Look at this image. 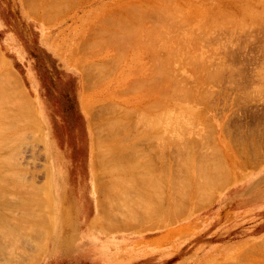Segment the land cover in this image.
I'll return each mask as SVG.
<instances>
[{
	"label": "rangeland",
	"instance_id": "rangeland-1",
	"mask_svg": "<svg viewBox=\"0 0 264 264\" xmlns=\"http://www.w3.org/2000/svg\"><path fill=\"white\" fill-rule=\"evenodd\" d=\"M161 2L0 0V264H264V0Z\"/></svg>",
	"mask_w": 264,
	"mask_h": 264
},
{
	"label": "bare ground",
	"instance_id": "bare-ground-1",
	"mask_svg": "<svg viewBox=\"0 0 264 264\" xmlns=\"http://www.w3.org/2000/svg\"><path fill=\"white\" fill-rule=\"evenodd\" d=\"M27 1H30V0H27ZM36 1H38V0H36ZM36 1L34 0V3H35ZM52 1H53V0H52ZM75 1H76V0H75ZM56 2H57V1H56ZM56 2H55V3H56ZM162 2H163V0H162ZM162 2H161V3H162ZM26 3H27V2H25V4H26ZM34 3H33V4L28 3V4L32 7V5H35V6H36V4H37V3H35V4H34ZM165 3H166V2H165ZM44 4H45V3H44ZM44 4H43V5H44ZM56 4H57V3H56ZM167 4H168V3H167ZM67 5H68V4H67ZM30 6H29V7H30ZM37 6H38V5H37ZM37 6H36V7H37ZM52 6H54V5H52ZM131 6H132V5H131ZM135 7H136V6H135ZM176 7H177V6H176ZM176 7H175V8H176ZM62 8H63V7H62ZM126 9H127V8H126ZM150 9H151V7H150ZM160 9H164V8H161V7H160L159 10H160ZM165 9L168 10V8H165ZM177 9H178V8H177ZM247 9H248V8H247ZM31 10H33V9H31ZM37 10H38V8H37ZM63 10H64V9H63ZM167 10H166V11H167ZM179 10H180V8H179ZM60 11H61V10H60ZM128 11H129V10H128ZM160 11H161V10H160ZM171 11H172V10H171ZM180 11H181V10H180ZM254 11H255V9H254ZM257 11H258V10H257ZM32 12H33V11H32ZM32 12H31V14H32ZM57 12H58V11H57ZM132 12H133V11H132ZM145 12H146V11H145ZM169 12H170V11H169ZM260 12H261V11H260ZM260 12H259L258 14H261ZM36 13H37V12H36ZM164 13H165V12H164ZM126 14H127V13H126ZM139 14H140V13H139ZM258 14H257V15H258ZM32 15H33V14H32ZM59 15H60V13H59ZM261 15H262V14H261ZM42 16H43V15H42ZM44 16H45V15H44ZM172 16H173V15H172ZM252 16H254V14H253ZM134 17H135V16H134ZM149 18H150V16H149ZM257 18H258V17H257ZM44 19H45V18H44ZM137 19H138V18H137ZM145 19H146V18H145ZM157 19H158V18H157ZM229 19H230V18H229ZM251 19H252V18H251ZM48 20H49V19H48ZM121 20H122V19H121ZM147 20H148V19H147ZM159 20H160V19H159ZM166 20H167V19H166ZM179 20H180V19H177V20H174V21H179ZM50 21H51V20H50ZM112 21H113V20H112ZM152 21H153V20H152ZM155 21H156V20H155ZM157 21H158V20H157ZM172 21H173V20H172ZM233 21H234V20H233ZM181 22H183V21H181ZM181 22H180V23H181ZM161 23L163 24V23H165V22H161ZM174 23H175V22H174ZM180 23H179V24H180ZM222 23H223V22H222ZM237 23H238V22H237ZM155 24H156V23H155ZM162 24H161V25H162ZM169 24H170V23H169ZM223 24H224V23H223ZM163 25H164V24H163ZM172 25H173V24H172ZM172 25H171V26H172ZM250 25H251V24H250ZM158 26H159V25H158ZM181 26H182V25H181ZM219 26H220V25H219ZM240 26H241V25H240ZM243 26H245V25H243ZM247 26H248V25H247ZM247 26H246V27H247ZM102 27H103V26H102ZM152 27H153V26H152ZM162 27H163V26H162ZM246 27H244V28H246ZM248 27H249V26H248ZM109 28H110V27H109ZM175 28H176V27H175ZM183 28H184V27H183ZM185 28H186V27H185ZM242 28H243V27H242ZM105 29H106V28H105ZM166 29H168V28L166 27ZM186 29H187V28H186ZM93 30H94V29H93ZM112 30H113V29H112ZM170 30H171V29H170ZM234 30H235V29H234ZM131 31H132V30H131ZM159 31H161V30H159ZM128 32H129V31H128ZM161 32H162V31H161ZM175 32H176V31H175ZM234 32H235V31H234ZM96 33H97V32H96ZM101 33H103V32H101ZM112 33H113V32H112ZM130 33H132V32H130ZM130 33H129V34H130ZM187 33H188V32H187ZM195 33H196V32H195ZM97 34H98V33H97ZM97 34H96V35H97ZM127 34H128V33H127ZM147 34H148V33H147ZM149 34H150V33H149ZM149 34H148V35H149ZM168 34H169V33H168ZM178 34H179V33H178ZM99 35H101V34L99 33ZM148 35H147V36H148ZM86 36H87V35H86ZM116 36H117V35H116ZM116 36L113 37V38L115 39V42H113V41L111 40V36H110L109 40H111L112 43H116V46H117V45L119 46V43L116 42V38H115ZM147 36H145V37H147ZM211 36H212V35H211ZM156 37H157V36H155V39H156ZM167 37H168V36H167ZM192 37H193V36H192ZM203 37H204V36H203ZM207 37H208V36H207ZM90 38H91V37H90ZM149 38H150V37H149ZM151 38H152V37H151ZM177 38H178V37H177ZM179 38H180V37H179ZM182 38H183V37H182ZM107 39H108V38H107ZM107 39H106V40H107ZM163 39H164V38H163ZM163 39H162V40H163ZM166 39H168V38H166ZM207 39H208V38H207ZM109 40H108V42H109ZM147 40H149V39H147ZM160 40H161V38H160ZM162 40H161V41H162ZM186 40H187V39H186ZM206 41H207V40H206ZM96 42L100 43L99 40L96 41ZM174 42H175V41H174ZM177 42H178V41H177ZM88 43H89V42H88ZM98 43H97V44H98ZM160 43H161V42H160ZM162 43H163V42H162ZM109 44H110V42H109ZM153 44H154V43H153ZM174 44H175V43H174ZM87 45H89V44H87ZM98 45H99V44H98ZM110 45H112V44H110ZM122 45H123V44H121V47H122ZM171 45H172V44H171ZM210 45H211V44H210ZM85 46H86V43H85ZM99 46H100V45H99ZM139 46H140V45H139ZM161 46H162V45H161ZM167 46H169V45H167ZM201 46H202V45H201ZM205 46L207 47L208 45H205ZM87 47H88V46H87ZM92 47H93V46H92ZM109 47H110V46H109ZM111 47H112V46H111ZM174 47H175V46H174ZM153 48H154V47H153ZM170 48H172V47L170 46ZM193 48H194V46H193ZM197 48H198V47H197ZM83 49H84V48H83ZM116 49H117V48H116ZM81 50H82V49H81ZM88 50H89V48H88ZM160 50H161V49H160ZM83 51H84V50H83ZM83 51H81V52H83ZM86 51H87V50H86ZM121 51H122V50H121ZM158 51H159V50H158ZM176 51H177V50H176ZM207 51H208V50H207ZM207 51H205V52H207ZM122 52H123V51H122ZM122 52H121V53H122ZM177 52H178V51H177ZM181 52H182V51H181ZM193 52H194V51H193ZM209 52H210V51H209ZM212 52H213V51H212ZM114 53H115V52H114ZM117 53H118V52H117ZM121 53H120V54H121ZM189 53H190V52H189ZM198 53H199V52H198ZM88 54H89V53H88ZM93 54H94V53H93ZM123 54H125V53H123ZM123 54H122V58H123V56H124ZM165 55H166V54H165ZM191 55H192V54H191ZM181 58H182V57H181ZM192 58H193V57H192ZM197 59H198V58H197ZM208 61H210V60H208ZM216 61H217V60H216ZM107 62H108V61H107ZM210 62H211V61H210ZM110 64H111V63H110ZM152 64H153V63H152ZM186 64H188V63H186ZM99 65H100V64H99ZM180 65H181V64H180ZM207 65H209V64H207ZM207 65H206V66H207ZM216 65H217V64H216ZM220 65H221V64H220ZM220 65L218 64V66H220ZM176 66H177V65H176ZM178 66H179V65H178ZM209 66H210V65H209ZM214 66H215V65H214ZM218 66H217V67H218ZM98 67H99V66H96L97 69H98ZM150 67H153V66H150ZM217 67L215 66L216 69H217ZM220 67H221V66H220ZM86 68H87V67H86ZM102 68H103V67H102ZM102 68H101L100 71H102ZM188 68H189V67H188ZM152 69H153V68H152ZM152 69L150 68V69H148V70H152ZM202 69H203V65H202ZM206 69H208V67H207ZM206 69H205V70H206ZM210 69H211V68H210ZM216 69H215V70H216ZM221 69H222V68H221ZM234 69H235V68H234ZM154 70H155V69H154ZM154 70H152L153 73H154ZM195 70H196V69H195ZM215 70H214V71H215ZM83 71H84V70H83ZM83 71H82V72H83ZM94 71H96V69H94ZM94 71H93V72H94ZM100 71H99V72H100ZM104 71H105V70H104ZM156 71H157V70H156ZM193 71H194V69H193ZM206 71H207V70H206ZM210 71H211V70H210ZM212 71H213V70H212ZM263 71H264V69H263ZM99 72H97V73H99ZM110 72H111V71H110ZM135 72H136V71H135ZM135 72H134V73H135ZM159 72H160V71H158V74H159ZM161 72H163V71H161ZM89 73H90V72H89ZM97 73H96V74H97ZM151 73H152V72H151ZM151 73H150V74H151ZM165 73H166V72H165ZM195 73H196V71H195ZM208 73H209V71H208ZM210 73H211V72H210ZM215 73H217V71H215ZM218 73H220V69H219V72H218ZM218 73H217V78H218L219 75H221V74H218ZM154 74H155V73H154ZM163 74H164V72H163ZM169 74H170V73H168V76H169ZM230 74H231V73H230ZM6 75H7V74H6ZM6 75H4V76L8 78L9 76H6ZM11 75H12V74H11ZM84 75H85V74H84ZM87 75H88V74H86L85 76H87ZM101 75H102V74H101ZM107 75H108V74H107ZM148 75H149V74H148ZM148 75H145V76H148ZM171 75H172V74H171ZM171 75H170V76H171ZM213 75H214V74H213ZM237 75H238V74H237ZM154 76H158V75H154ZM198 76H199V75H198ZM209 76H210V75H209ZM104 77H105V76H104ZM152 77H153V76H152ZM152 77H151V78H152ZM173 77H174V76H173ZM210 77H211V76H210ZM210 77H209V78H210ZM215 77H216V76H215ZM219 77H220V76H219ZM11 78H12V76L10 77V81H12V79H13V78H12V79H11ZM86 78H87V77H86ZM142 78H143V77H142ZM142 78H141V79H142ZM151 78H150V79L147 78L148 81L144 80V82H143V80H142V81H139V82L137 81V82L139 83V85H140L141 83H143L142 85H140V86H141L140 88L142 89V88L144 87L145 89H147V86H146L147 84H146V82H147L148 84L152 83V82H151V81H152ZM156 78H157V77H156ZM209 78H208V79H209ZM217 78H215V79H217ZM5 79H6V78H5ZM5 79H4V80H5ZM82 79H83V77H82ZM88 79H89V78H88ZM103 79H104V78H103ZM136 79H137V78H136ZM158 79H159V76H158ZM187 79H188V78H187ZM7 80H9V78H8ZM7 80H5V81H7ZM86 80H87V79H86ZM86 80H85V81H86ZM137 80H138V79H137ZM154 80L157 81V79H155V77H154ZM210 80H211V79H210ZM212 80H213V79H212ZM10 81H9V83H7L8 85L10 84V85L8 86V88H9L11 85H15V84H11ZM100 81H101V80H100ZM156 81H155V84H154V88H155V89H156V86H155V85H157ZM173 81H175V79H174ZM173 81L171 80L172 83H174ZM180 81H181V80H180ZM86 82H87V81H86ZM86 82H85V83H86ZM89 82H90V81H89ZM98 82H99V81H98ZM140 82H141V83H140ZM166 82H169V79H168V81H166ZM182 82H184V81H182ZM185 82H186V81H185ZM203 82H204V81H203ZM13 83H15V82H13ZM138 83H137V84H138ZM153 83H154V81H153ZM163 83H164V82H163ZM134 84H135V83H134ZM145 84H146V85H145ZM0 85H2V83H1ZM17 85H18V84H17ZM17 85H16V88H18ZM130 85H132V84H130ZM143 85H144V86H143ZM152 85H153V84H151L150 86L153 88ZM158 85H159V83H158ZM158 85H157V87H158ZM161 85H162V84H161ZM171 85H173V84H171ZM171 85H170V86H171ZM176 85L178 86L177 83H176ZM180 85H182V84H180ZM231 85H232V84H231ZM132 86H133V85H132ZM145 86H146V87H145ZM177 86H176V87H177ZM201 86H203V85H201ZM135 87H136V86H135ZM135 87H134V88H135ZM168 87H169V86H168ZM178 87H179V86H178ZM3 88H7V86L5 87V84H4V85H3ZM11 88H15V87H12V86H11L10 89H11ZM138 88H139V87H138ZM152 88H151V89H152ZM166 88H167V87H166ZM181 88H184V90H185V87H181ZM155 89H153V90L155 91ZM162 89H164V88H162ZM162 89H160V91H162ZM187 89L189 90V87H188ZM187 89H186V93L189 92V91H187ZM191 89H192V88H191ZM0 90H2V89L0 88ZM4 90H5V89H4ZM8 90H9V89H8ZM13 90H14V89H13ZM193 90H194V89H193ZM145 91H148V90H145ZM150 91H151V90L149 89L148 92H150ZM181 91H182V90H181ZM190 91H191V90H190ZM16 92H17V91H16ZM192 92H193V91H192ZM3 93H4V92H3ZM3 93H1V94H3ZM150 93H154V92H150ZM189 93H191V92H189ZM4 94H5V93H4ZM144 94H146V93H144ZM156 94H158V93H156ZM159 94H160V93H159ZM191 94H192V93H191ZM202 94H203V97H202V98H204V95H206V94H204V93H202ZM210 94H211V93L208 91L207 95H209V97H207V98H211V97H212V94H211V95H210ZM14 95H15V94H14ZM14 95H13V96H14ZM20 95L22 96L23 94L20 93ZM20 95H18V96H20ZM147 95H149V94H147ZM147 95H146V96H147ZM152 95H153V94H152ZM179 95H180V94H179ZM2 96H3V97H2ZM6 96H7V95H6ZM13 96H12V97H13ZM18 96H17V97H18ZM144 96H145V95H144ZM144 96H143V97H144ZM149 96H150V95H149ZM176 96H177V95H176ZM180 96H181V95H180ZM183 96H184V95H183ZM183 96H182V97H183ZM210 96H211V97H210ZM214 96H215V95H214ZM0 97H1V98H4L5 96H4V95H0ZM159 97H161V95H159ZM166 97H167V96H166ZM166 97H164V98H166ZM13 98H14V97H13ZM18 98H19V97H18ZM151 98H152V97H151ZM169 98H170V97H169ZM183 98H184V97H183ZM186 98H188V96H186ZM186 98H185V99H186ZM198 98H201V97L198 96ZM4 99H8V98L5 97ZM4 99H2L3 102H4ZM23 99H24V95H23V98L21 99V101H22ZM25 99H26V98H25ZM155 99H157V97H156ZM167 99H168V98H167ZM170 99H171V98H170ZM181 99H182V98H181ZM144 100H145V99H144ZM158 100H159V98H158ZM168 100H169V99H168ZM174 100H176V99H174ZM9 101H10V100H7V102H9ZM15 101H18V100L15 99ZM25 101H26V100H25ZM27 101H28V100H27ZM147 101H148V100H147ZM147 101H146V102H147ZM172 101H173V99H172ZM185 101H186V100H185ZM199 101L201 102L200 99H199ZM202 101H204V100H202ZM148 102H149V101H148ZM152 102H153V101H152ZM182 102H183V101H182ZM195 102H196V101H195ZM215 102H216V101H215ZM11 103H12V102H11ZM15 103H16V102H15ZM22 103H23V102H22ZM26 103H28V102H26ZM154 103H155V102H154ZM157 103H158V101H157ZM203 103H204V102H203ZM12 104H13V103H12ZM148 104H149V103H148ZM6 105H7V104H6ZM8 105H9V103H8ZM16 105H17V104H16ZM16 105L13 104V106H16ZM20 105H21V104H20ZM23 105H24V104H23ZM23 105H22V106H23ZM28 105H29V103H28ZM152 105H153V104H152ZM199 105H200V103H199ZM13 106H12V107H13ZM22 106H21V107H22ZM29 106H30V105H29ZM86 106H87V105H86ZM115 106H116V105H115ZM155 106H156V108H157V105H156V104H155ZM210 106H212V105H210ZM18 107H19V105L16 106V108H18ZM27 107H28V106H27ZM160 107H161V105H158V108H160ZM206 107H207V106H206ZM6 108H7V107H6ZM113 108H114V106H113ZM120 108H121V107H120ZM22 109H23V108H22ZM151 109H152V108H151ZM154 109H155V108H153L152 110H154ZM208 109H210V108L208 107ZM25 110H26V109H25ZM88 110H89V108H88ZM138 110H139V109H138ZM140 110H141V109H140ZM204 110H205V109H204ZM118 111H119V110H118ZM126 111H129V110L126 109ZM130 111H131V110H130ZM130 111H129V112H130ZM141 111H142V110H141ZM141 111H140V112H141ZM167 111H168V110H167ZM198 111H199V110H198ZM2 112H3V111H2ZM87 112H88V111H87ZM138 112H139V111H138ZM140 112H139L138 116L140 115V116H142L143 118H141L140 116H139V117H140L141 119H140V118H139V119L137 118V119H138V120H137L136 118H134V119H136V123H135V124H137V125H140L139 122H142V123H143V122H144L146 119H148V117H149V116H147V118H146V117H145L146 114H143L144 112L147 113L146 111H144V112L141 113V114H143L144 116L141 115ZM10 113H11V112H10ZM13 113H14V112H13ZM134 113H136V112L134 111ZM158 113H159V112H158ZM160 113L162 114L163 112H160ZM160 113H159V114H160ZM15 114H16V113H15ZM98 114H99V113H98ZM121 114H122V113H121ZM164 114H165V113H163L162 116H163ZM0 115H1V114H0ZM5 115H6V113H5ZM166 115H167V114H166ZM138 116H137V117H138ZM156 116L158 117L157 120H160V119H159V115L156 114ZM167 116H168V115H167ZM1 117H2V116H1ZM3 117H4V116H3ZM125 117H126V115H125ZM135 117H136V116H135ZM144 117H145L146 119H144ZM154 117H155V116H154ZM23 118H24V117H23ZM89 118H90V117H89ZM155 118H156V117H155ZM161 118H162V117H161ZM194 118H195V117H194ZM200 118H201V117H200ZM24 119H25V118H24ZM118 119H119V118H118ZM125 119H127V118H125ZM125 119H124V120H125ZM142 119H144V121H141ZM152 119H153V117H151V119H149V121H147V122H150V120H152ZM164 119H165V117H164ZM171 119H174V118H171ZM19 120H20V119H19ZM25 120H26V119H25ZM115 120H117V118H116V119L114 118V121H115ZM155 120H156V119H155ZM157 120L155 121V123L157 122ZM185 120H186V119H185ZM12 121H13V120H12ZM20 121H21V120H20ZM120 121H121V119L119 120V122H120ZM127 121H128V120H127ZM127 121H126V122H127ZM137 121H138V122H137ZM180 121H181V120H180ZM6 122H7V121H6ZM8 122H9V120H8ZM17 122H18V121H17ZM17 122H16V123H17ZM109 122H111V121L109 120ZM109 122H107V123H109ZM128 122L130 123V120H129ZM163 122L165 123L164 120H163ZM173 122H174V120H173ZM26 123H27V122H26ZM112 123H113V121H112ZM114 123H116L115 125L119 124V123H118V120H117V122H114ZM155 123H153V124L155 125ZM158 123H160V122H158ZM158 123H156L157 126L160 125V124H158ZM178 123L181 124L182 122H181V123L178 122ZM6 124H7V123H6ZM13 124H14V123H13ZM120 124H123V123L120 122ZM124 124L126 125L125 122H124ZM162 124H163V123H162ZM168 124H169V123H168ZM19 125H20V124H19ZM109 125H110V128H109ZM109 125L107 126L108 128L106 127V128L108 129V131L100 128V131H101V130H104V132H105V136L108 135L107 137H109V135H114L116 132L120 131L119 128H124V127H125V125H124V127L120 126V127L118 128V130H117V129H116L117 126H115V125H111V123H110ZM141 125H142V124H141ZM154 125H153V126H154ZM16 126H17V125H16ZM105 126H106V124H105ZM113 126L116 127V128H114ZM118 126H119V125H118ZM157 126H156V128H157ZM160 126H161V125H160ZM170 126H171V123H170ZM184 126H185V125H184ZM3 127H4V126H3ZM6 127H9V126L7 125ZM111 127H113V128H111ZM132 127H135V129H136L137 126L135 125V126H132ZM162 127H163V126H162ZM180 127H182V124L179 125V128H178V129H180ZM185 127H186V126H185ZM0 128H1V127H0ZM149 128H150V125H149V127L147 128V130H148ZM151 128H152V127H151ZM154 128H155V127H154ZM154 128H152V129H154ZM159 128H161V127H159ZM159 128H157V129L160 130ZM176 128H177V126L174 127L175 130H176ZM8 129H10V128H8ZM8 129H6V130L8 131ZM13 129H14V128H13ZM115 129H116L117 131H116ZM128 129H130V128H128ZM128 129H127V131H128ZM184 129H185V128H184ZM0 130H1V129H0ZM4 130H5V129H3L2 134L0 133L1 135H3ZM6 130H5V131H6ZM122 130H123V129H122ZM125 130H126V129H125ZM125 130H124V131H125ZM161 130H162V129H161ZM182 130H183V129H182ZM187 130H188V129H187ZM19 131H20V130H19ZM98 131H99V130H98ZM140 131H141V129H140ZM145 131H146V130H145ZM151 131H152V130H151ZM171 131H172V130H171ZM171 131H170V132H171ZM185 131H186V129H185ZM185 131H183V132H185ZM0 132H1V131H0ZM104 132H103V133H104ZM120 132H121V131H120ZM120 132H118V133L121 134ZM138 132H139V130H138ZM183 132H181V133H183ZM205 132H206V131H205ZM22 133H23V132H21V134H22ZM98 133H99V132H98ZM146 133H147V132H146ZM150 133H151V132H150ZM154 133H156V132H154ZM157 133H158V132H157ZM157 133H156V135H157ZM174 133H175V132H174ZM183 134H184V133H183ZM1 135H0V136H1ZM16 135H17V134H16ZM152 135H153V134H152ZM161 135H162V134H161ZM180 135H181V134H180ZM11 136H12V135H11ZM14 136H15V135H14ZM14 136H13V137H14ZM114 136H115V135H114ZM114 136H113V137H114ZM184 136H185V135H184ZM13 137H12V138H13ZM17 137H18V136H17ZM127 137H128V136H127ZM153 137H154V136H153ZM166 137H167V136H165L164 138H166ZM125 138H126V137H125ZM129 138H130V137H129ZM150 138H152V136H151ZM173 138H174V137H173ZM177 138H178V137H177ZM5 139H6V138H5ZM13 139H14V138H13ZM103 139H104V138H103ZM108 139H109V138H108ZM142 139H143V138H142ZM145 139H147V138H145ZM145 139H144V140H145ZM152 139H153V138H152ZM9 140H10V143H11V139H9ZM119 140H120V138L118 139V141H119ZM126 140H127V139H126ZM126 140H125V141H126ZM149 140H150V139H149ZM153 140H155V139H153ZM169 140H170V139H167V141H169ZM173 140H175V139H173ZM181 140H182V138H181ZM3 141H4V140H3ZM3 141H2V142H3ZM12 141H13V140H12ZM114 141H115V140H114ZM114 141H113V142H114ZM121 141H122V140H121ZM121 141H120V143H121ZM127 141H128V140H127ZM171 141H172V140H171ZM2 142H1V143H2ZM8 142H9V141H8ZM153 142H154V141H153ZM164 142H166V141H164ZM172 142H174V141H172ZM172 142H171V143H172ZM176 142H177V141H176ZM1 143H0V144H1ZM3 143L5 144V143H7V141H6V142L4 141ZM3 143H2V145H3ZM12 143H15V139H14V142H12ZM12 143H11V144H12ZM102 143H103V142H102ZM8 144H9V143H8ZM110 144H111V143H110ZM110 144H106V145H109V148L106 147L107 152L110 153V154H112V157H114V158L119 157L120 154L123 153V152L120 153V151L122 150V149H121L122 146L119 145V142H118L117 144L121 147L120 149H118L117 146H116V144H114V145H112V146H110ZM157 144H158V143H157ZM5 145H6V144H5ZM12 145H13V144H12ZM145 145H146V144H145ZM162 145H163V144H162ZM10 146H11V145H10ZM119 146H118V147H119ZM148 146H149V145H148ZM152 146H153V145H152ZM156 146H157V145H156ZM175 146H176V145H175ZM163 147H164V146H163ZM130 148H131V147H130ZM136 148H137V147H136ZM147 148H148V147H147ZM8 149H9V148H8ZM106 149L104 148V151H105ZM182 149H183V148H182ZM214 149H215V148H214ZM6 150H7V149H6ZM94 150H95V149H94ZM130 150H131V149H130ZM130 150H129V151H130ZM150 150H151V149H150ZM187 150H188V149H187ZM177 151H178V150H177ZM214 151H216V149H215ZM0 152H1V151H0ZM16 152H17V151H16ZM135 152H136V151H135ZM152 152H154V150H152ZM182 152H183V151H182ZM211 152H213V151H211ZM105 153H106V152H105ZM173 153H174V152H173ZM213 153H214V152H213ZM239 153H240V152H239ZM9 154L11 155V153H9ZM96 155H97V154H96ZM100 155H101V153L99 154V156H100ZM132 155H133V154H132ZM144 155H145V154H144ZM6 156H7V155H6ZM97 156H98V155H97ZM102 156H103V155H102ZM108 156H109V155H108ZM108 156H107V157H108ZM139 156H140V155H139ZM157 156H159V155H157ZM173 156H174V155H173ZM205 156H206V155H205ZM238 156H239V154H238ZM8 157H9V156H8ZM133 157H134V156H133ZM133 157H132V159H133ZM1 158H2V157H1ZM114 158H112V160H117V159H114ZM119 158H120V157H119ZM125 158L127 159V157H124V159H125ZM129 158H130V157H129ZM136 158H137V157H136ZM136 158H135V159H136ZM140 158H142V157H140ZM179 158H180V157H179ZM205 158H206V157H205ZM213 158H214V157H213ZM8 159H9V158H8ZM107 159H108V158H107ZM107 159H106V160H107ZM122 159H123V158H122ZM124 159H123V160H124ZM135 159H134L133 163L131 162V160H130V162H131L132 164H134V163H135ZM137 159H138V158H137ZM160 159H161V158H160ZM95 160L97 161L96 158H95ZM101 160H103V159H101ZM140 160H141V159H140ZM151 160H152V159H151ZM185 160H186V158H185ZM7 161H8V160H7ZM121 161H122V160H121ZM141 161H142V160H141ZM157 161H158V160H157ZM179 161H180V160H179ZM201 161H202V159H201ZM223 161H224V160H223ZM106 162H108V161H106ZM113 162H115V161H113ZM113 162H112V163H113ZM126 162H127V161H126ZM142 162H143V161H142ZM254 162H255V161H254ZM137 163H139V162H137ZM144 163H145V162H144ZM148 163H149V162H148ZM217 163H218V162H217ZM92 164H94V163H92ZM104 164L107 165V166H109V165H108L109 163H108V164L104 163ZM110 164H111V163H110ZM4 165H5V164H4ZM14 165H15V164H14ZM105 165H103L104 168L106 167ZM112 165H113V164H112ZM115 165L118 166L119 164H118V165H117V164H114V166H115ZM137 165H138V164H136L135 166H137ZM143 165H144V164H143ZM225 165H226V164H225ZM1 166H2V165H1ZM135 166H134V167H135ZM140 166H141V165H140ZM219 166H220V165H219ZM10 167H11V166H10ZM132 167H133V165H132ZM143 167H145V166H143ZM146 167H148V165H147ZM153 167H154V166H153ZM153 167H152V168H153ZM184 167H185V166H184ZM207 167H208V166H207ZM207 167H206V168H207ZM216 167H218V165H217ZM221 167H222V166H221ZM18 168H19V167H18ZM94 168H95V167H94ZM107 168H109V167H106V169H107ZM110 168H111V166H110ZM135 168H136V167H135ZM135 168H134V169H135ZM150 168H151V167H149V169H150ZM186 168H188V167H186ZM195 168H196V166H195ZM222 168H223V167H222ZM112 169H113V167H112ZM112 169H110V170H112ZM114 169H115V168H114ZM138 169H139V168H138ZM149 169L147 168V170H149ZM217 169H218V168H217ZM136 170H137V169H136ZM139 170H140V171L142 170V166H141V168H140ZM143 170L145 171L144 168H143ZM147 170H146L145 172H147ZM206 170H210V169L207 168ZM218 170H219V169H218ZM210 171H211V170H210ZM204 172H206V171H203V173H204ZM207 172H208V171H207ZM220 172H221V171H220ZM130 173H131V172H130ZM208 173H213V174L215 173V174H216V172H213V171H212V172H208ZM157 174H158V173H157ZM182 174H183V173H182ZM221 174H222V173H221ZM58 175H60V174L58 173ZM141 175H142V174H141ZM145 175H146V174H144V175H142V176L145 177ZM148 175H149V172H148ZM153 175H154V174H153ZM155 175H156V174H155ZM155 175H154V176H155ZM162 175H163V174H162ZM187 175H188V174H187ZM205 175H206V174H205ZM103 176H104V175H103ZM142 176H141V177H142ZM212 176H213V175H212ZM215 176H216V175H215ZM217 176H218V175H217ZM17 177H18V176H17ZM213 177H214V176H213ZM219 177H220V176H219ZM219 177H217V178H219ZM18 178H19V177H18ZM138 178H139V176H138ZM160 178H161V177H160ZM117 179H118V178H117ZM117 179H116V182L114 181V182H115L114 187H112V186H113V183H110L111 181H108L107 183H109L110 185L112 184L111 187H112L113 189L116 188V187H117L116 190H122V189H123L122 191L125 192V194H126L127 192H129V191L127 190V188L129 187L128 185H125L126 188H125V186H124V188L121 187L122 189L119 188L120 185H121V184H120L121 182H120L119 180L117 181ZM143 179H144V178H143ZM146 179H147V178H146ZM148 179H149L148 184H150V181H152V180H151L150 178H148ZM148 179H147V180H148ZM156 179H158V178H156ZM156 179H155V180H156ZM114 180H115V179H114ZM120 180H121V179H120ZM165 180H166V179H165ZM180 180H181V179H180ZM220 180H221V179H220ZM220 180H219V181H220ZM123 181H125V179H123ZM175 181H176V180H175ZM184 181H185V180H184ZM17 182H18V181H17ZM19 182H20V181H19ZM33 182H34V181H33ZM117 182H118L120 185H118ZM143 182H144V181H143ZM170 182H171V180H170ZM172 182H173V184H175L174 181H172ZM180 182H181V181H180ZM185 182H186V181H185ZM7 183H8V182H7ZM104 183H106V182H104ZM107 183H106V184H107ZM122 183H123V182H122ZM124 183H125V182H124ZM124 183L122 184V186L124 185ZM145 183H146V185H147V181H146ZM19 184H21V183H19ZM24 184H25V183H24ZM102 184H103V183H102ZM106 184L103 185L102 187L104 188V186H106ZM126 184H127V183H126ZM173 184H172V185H173ZM176 184H177V183H176ZM184 184H185V183H184ZM110 185H109V186H110ZM116 185H117V186H116ZM130 185H133V184H130ZM153 185L156 187V185H155L154 183H153ZM195 185H196V184H195ZM11 186H12V185H11ZM14 186H15V185H14ZM17 186H18V185H17ZM57 186H58V185H57ZM107 186H108V185H107ZM107 186L104 188V190L109 189ZM115 186H116V187H115ZM127 186H128V187H127ZM174 186H175V185H174ZM189 186H190V185H189ZM201 186H202V185H201ZM97 187H98V186H97ZM111 187H110V188H111ZM151 187H153V186H150V188H151ZM163 187H164V186H163ZM172 187H173V186H172ZM175 187H179V186H175ZM180 187H181V186H180ZM20 188H22V187H20ZM100 188H101V187H100ZM112 188H111V191H112V194H114L115 192L113 193ZM135 188H136V187H135ZM137 188H138V187H137ZM173 188H174V187H173ZM196 188H197V187H196ZM196 188H195V189H196ZM101 189H102V188H101ZM125 189H126V190H125ZM132 189H133V188H132ZM147 189H148V188H147ZM153 189H154V188H153ZM171 189H172V188H171ZM187 189H188V188H187ZM203 189H204V188H203ZM124 190H125V191H124ZM133 190H134V189H133ZM133 190H132V191H133ZM140 190H141V189H140ZM155 190H157V189H154L153 191H155ZM15 191H17V190H15ZM19 191H20V190H19ZM97 191H98V190H97ZM122 191H121V193H122ZM134 191H136V189H135ZM134 191H133V192H134ZM184 191H185V190H184ZM24 192H25V190H24ZM36 192H37V191H36ZM36 192H35V193H36ZM98 192H99V191H98ZM100 192H101V190H100ZM100 192H99V193H100ZM102 192H105V191H102ZM146 192H148V191H146ZM31 193H34V192H31ZM107 193H108V195H109L110 192H109V191H106V194H107ZM118 193H119V192H118ZM137 193L139 194L140 192H137ZM160 193L163 194L162 192H160ZM198 193H199V192H198ZM26 194H29V193H26ZM140 194H141V193H140ZM152 194H153V193H152ZM119 195L122 196L121 198H123V196H125L126 198L129 199V196H131L132 194L128 193V194H126V195H127V196H126V195H123V193H122V195H121V194H119ZM134 195H135V194H134ZM142 195H143V193H142ZM153 195H154V194H153ZM163 195H164V194H163ZM178 195H179V194H178ZM181 195H182V193H181ZM100 196H101V194H100ZM100 196H99V198H100ZM110 196H111V195H110ZM147 196H148V195H147ZM156 196H157V195H156ZM183 196H184V195H183ZM25 197H26V196H25ZM37 197H38V196H37ZM103 197H104V196H103ZM133 197H134V196H133ZM136 197H137V195H136ZM199 197H200V195H199ZM28 198H29V197H28ZM41 198H42V197H41ZM107 198H108V197H107ZM112 198H113V197H112ZM115 198H116V197H114L113 200H114ZM121 198L118 199V196H117V199L119 200V202L121 201ZM137 198H138V199H137ZM137 198H135L136 202L138 203V205H136V206H139V204H140L139 195H138ZM156 198H157V197H156ZM209 198H210V197H209ZM31 199H32V198H31ZM97 199H98V198H97ZM108 199H109V198H108ZM110 199H111V197H110ZM130 199H132V198H130ZM140 199H142L141 202H143V201L145 200V199H143V198H141V197H140ZM100 200H101V198H100ZM146 200H147V199H146ZM148 200H149V199H148ZM180 200H182V198H181ZM98 201H99V200H98ZM114 201H115V200H114ZM132 201H133V199H132ZM132 201H131V202H132ZM150 201H151V200H150ZM150 201H149V202H150ZM152 201H153V200H152ZM152 201H151V202H152ZM198 201H199V200H198ZM119 202H118V203H119ZM123 202H125L124 199H123ZM123 202H122V204H123ZM133 202H134V201H133ZM133 202H132V204H133ZM145 202H146V201H145ZM151 202H150V203H151ZM177 202H179V201H177ZM112 203H113V202H112ZM120 203H121V202H120ZM120 203H119V204H120ZM134 203H135V202H134ZM147 203H148V201L146 202V204H147ZM167 203H168V202H167ZM115 204H116V203H115ZM130 204H131V203H130ZM130 204H129V205H130ZM142 204H143V203H142ZM97 205H99V204L97 203ZM110 205H112V204L110 203ZM120 205H121V204H120ZM125 205L128 206V204H126V203H125ZM133 205H134V204H133ZM140 205H141V204H140ZM106 206H107V204H106ZM112 206H113V205H112ZM117 206H118V204H117ZM123 206H124V205H123ZM126 206H125V207H126ZM141 206H143V205H141ZM114 207H115V206H114ZM128 207L130 208V210H132L130 206H128ZM134 207H135V205H134ZM103 208H104V207H103ZM107 208H108V207H107ZM109 208H110V207H109ZM122 208H124V207H122ZM126 208H127V207H126ZM140 208H141V207H140ZM140 208H139V209H140ZM146 208H148V207H146ZM127 209H128V208H127ZM124 210H125V209H124ZM124 210H123V211H124ZM133 210H134V209H133ZM133 210H132V211H133ZM104 211H105V210H104ZM125 211H126V210H125ZM125 211H124V213H125ZM165 211H166V210H165ZM165 211H164V212H165ZM120 212H122V211H120ZM127 212H128V211H127ZM127 212H126V213H127ZM122 213H123V212H122ZM126 213H125V214H126ZM168 213H170V212H168ZM146 215H147V212H146ZM149 217H150V216H149ZM111 220H112V219H111ZM19 227L22 228L21 225H20ZM0 228H1V226H0ZM2 228H3V227H2ZM2 228H1V229H2ZM10 229H11V228H10ZM12 229H13V228H12ZM13 230H14V229H13ZM8 231H9V230H8ZM10 238H11V236H10ZM14 238H15V237H14ZM12 239H13V238H12ZM12 239H11V240H12ZM0 240H1V239H0ZM13 242H14V241H13ZM0 246H2V245H0ZM0 250H1V248H0ZM1 263H2V261H1ZM5 263H6V262H5ZM6 264H7V263H6Z\"/></svg>",
	"mask_w": 264,
	"mask_h": 264
},
{
	"label": "crops",
	"instance_id": "crops-1",
	"mask_svg": "<svg viewBox=\"0 0 264 264\" xmlns=\"http://www.w3.org/2000/svg\"><path fill=\"white\" fill-rule=\"evenodd\" d=\"M48 40V39H47ZM44 50L48 53V54H50L52 57H54V58H56L53 54H51L47 49H45L44 48ZM57 59V58H56ZM58 60V59H57ZM62 65H63V63H62ZM64 66V65H63ZM65 67V66H64ZM67 70V69H66ZM89 260H91L92 261V259L91 258H89ZM93 262V261H92Z\"/></svg>",
	"mask_w": 264,
	"mask_h": 264
},
{
	"label": "trees",
	"instance_id": "trees-1",
	"mask_svg": "<svg viewBox=\"0 0 264 264\" xmlns=\"http://www.w3.org/2000/svg\"><path fill=\"white\" fill-rule=\"evenodd\" d=\"M46 53V52H45ZM33 58H35V56L33 57ZM66 98H68L67 96H65Z\"/></svg>",
	"mask_w": 264,
	"mask_h": 264
}]
</instances>
